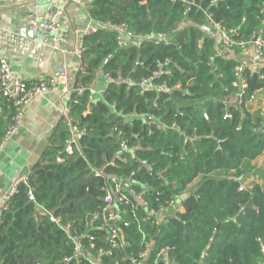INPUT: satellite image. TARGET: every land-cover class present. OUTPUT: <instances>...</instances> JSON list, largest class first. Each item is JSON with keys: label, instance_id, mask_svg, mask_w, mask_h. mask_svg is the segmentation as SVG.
I'll return each instance as SVG.
<instances>
[{"label": "trees", "instance_id": "obj_1", "mask_svg": "<svg viewBox=\"0 0 264 264\" xmlns=\"http://www.w3.org/2000/svg\"><path fill=\"white\" fill-rule=\"evenodd\" d=\"M189 1V10L172 0L92 1V20L123 24L142 40L119 43L120 32L108 26L83 37L85 67L76 82L89 86L100 69L117 83L107 84L102 100L90 101L89 89L72 93L69 114L84 129L82 155L56 162L67 137L58 123L1 215L0 264H78L76 259L64 261L73 255L71 237L108 264L140 252L141 233L153 238L150 260L166 249L170 263L165 264H264V188L252 184L239 189L243 177L236 179L245 171L244 162L264 152V114L247 106L251 96L264 92V63L256 71L240 70L234 59L241 49L237 43L249 44L254 35L264 40V0ZM207 20L236 44L221 52L220 42L215 47L204 31ZM157 35L169 43L149 38ZM237 74L245 87L235 106L230 100L239 92L233 85ZM141 78H151L150 88L138 85ZM226 112L229 118H223ZM133 114H150L163 126L147 125ZM190 135L196 139L185 142ZM122 138L134 146L132 156L120 151ZM89 165L135 181L128 204L118 205L124 249L106 242L99 223L89 221L88 215L101 209L103 185ZM195 179L191 193L188 185ZM145 186L147 207L154 210L186 192L184 211L158 227L149 216L139 229L135 219L144 212L133 204V193Z\"/></svg>", "mask_w": 264, "mask_h": 264}, {"label": "crops", "instance_id": "obj_2", "mask_svg": "<svg viewBox=\"0 0 264 264\" xmlns=\"http://www.w3.org/2000/svg\"><path fill=\"white\" fill-rule=\"evenodd\" d=\"M46 11L56 13L59 25L57 35L65 39L61 42V49L52 48L50 35L41 24L35 32L29 30L30 16L33 14L44 16ZM99 26L109 27L107 22L102 25L92 20L87 6L69 0H28L17 6H0V58L9 63L12 73L25 82H34L38 79L56 77L58 67L63 65L70 76L66 90L58 88L42 93L26 106L21 127L0 151V197L6 193L12 182L25 181L29 169L40 159L48 145V139L58 127V123L60 124L64 105L72 96L79 73L77 53L83 46L84 32L88 28L97 30ZM203 28L205 33L213 38L217 47L220 42L219 31L207 24ZM120 37L119 43L122 44L135 45L139 39L142 40L126 34ZM164 37L169 41L168 37ZM149 38L156 42L158 39L156 36ZM234 59L238 61L240 70L247 68L256 71L264 63L263 57L256 52L252 39L251 43L246 45L244 43ZM108 83L104 72L96 70L88 86L92 99L103 93ZM237 87L240 92L231 99L232 103L236 99L240 101L244 89L239 85ZM247 106L250 111L260 110L264 114V92L257 94ZM263 155L264 152L255 159L243 163L242 168H245V171L241 177L236 178L240 181L243 177L242 187L244 185L248 188L252 184H258L264 188V159L259 160ZM197 182L195 179L188 185L191 193L195 190ZM178 210L184 211L183 205H179ZM149 243L150 250L153 238L149 239Z\"/></svg>", "mask_w": 264, "mask_h": 264}, {"label": "built area", "instance_id": "obj_3", "mask_svg": "<svg viewBox=\"0 0 264 264\" xmlns=\"http://www.w3.org/2000/svg\"><path fill=\"white\" fill-rule=\"evenodd\" d=\"M28 0H0V6H17ZM74 3L85 5L88 7L91 6V0H69ZM172 1H180L184 4L186 10H189L191 2L189 0H172ZM41 24L43 29L50 35L52 40V48L61 49V42H64L65 39L57 35L59 25L56 21V13L52 11H46L44 16H39L37 14H33L30 16L28 20V26L30 32H35L37 27ZM109 27L112 29H118L120 32L117 35L118 42L121 40V35L133 36L130 32L126 31V28L123 24L116 27L113 23H108ZM208 25V20H207ZM212 28H215L219 31L220 36V45L222 48L221 52H225L236 43L231 40L228 36V33L222 29H220L218 24H211ZM95 32L94 29L88 28L84 32V36L90 33ZM157 41H162L164 44H168L169 41L163 35H157ZM254 37V40H253ZM252 37V43L256 47V52L258 55L264 58V40L259 35H254ZM240 47L244 45L243 42L237 43ZM85 51V47L81 46L79 49V53H77V57L79 59V73L77 75L76 80L78 79L80 73L84 70L85 62L83 58V53ZM136 65H142L141 62H136ZM154 74L157 75L155 72ZM109 83H117L116 79H112L109 74L104 73ZM237 80L233 83L234 86L239 85L240 88H244L245 84L240 77L239 74ZM70 80V76L66 68L61 65L58 67L57 76L51 79H38L34 82H25L15 76L10 68L9 63L0 58V151L4 149L9 140L18 132L19 128L22 125V121L24 118V112L26 106L33 101L38 95L56 90L61 88L62 90H66L68 88V82ZM237 84V85H236ZM242 84V85H241ZM138 85L141 88L148 89L151 85V78H141ZM89 89L88 86L79 85L77 82L72 90V93L77 95H81L84 90ZM158 89L167 90L164 85H159ZM240 92V91H239ZM90 101H93L92 97L89 95ZM104 99V95H102ZM240 97V93H238V98ZM254 99L251 96L247 103L251 102ZM70 101V100H69ZM232 102V100H230ZM240 101L238 100V103ZM88 112L86 109L82 114L85 115ZM262 115V112H260ZM135 117H143L144 122L147 125H156L157 128L163 126L155 117L150 114H141L140 116L133 114ZM231 115L226 112L223 118H229ZM140 117V118H141ZM203 118L205 120L208 119V115L206 112L203 113ZM142 119V118H141ZM61 125H63L65 131H67V137L63 142L62 148L57 151L55 160L58 163H64L66 161L65 156L73 153L81 154V149L79 146V139L84 134V129L78 126L75 122V119L72 115L69 114V102H66L63 108L62 117L60 118ZM116 130V134L119 135L121 131ZM196 139L195 135L185 136V142H191ZM120 151L127 153L129 155H133L134 146H128L127 140L122 138L119 142ZM109 165V163H106ZM90 171L93 176L99 177L103 179V185L100 186V190L102 192L101 196V209L99 212H95L91 214L89 217V221L91 223L98 222L99 227L106 232L105 241L110 245L115 247H120V249H124V242L121 239L118 222L122 220V216L119 212L118 205L119 204H128V193L131 191V186L135 183L134 180L129 177H122L117 175H108L103 172V167L95 168L93 165H89ZM25 182V181H23ZM18 182L14 181L10 184L9 189L6 191L4 195L0 197V219L4 210L8 207V204L11 200V197L16 192ZM242 186L239 187L241 189ZM145 191H147V187L144 189L135 191L133 193L135 206H139L143 209L144 216L141 219H135L137 227L140 229V222H146L151 216V223L158 227L162 224L168 223L170 218L173 216L175 211L179 212V205L182 206L183 198L186 192L178 193L173 196L170 200L167 201L166 205L159 208L158 210H154L152 208L147 207V201L145 199ZM55 221V219H53ZM56 222V221H55ZM141 238L143 240V249L138 252L136 255L129 254L122 257L121 261H114L108 264H160V263H170L169 259H164L165 248H162L156 255L153 260H150L148 257V250L150 247L149 240L146 239V236L141 233ZM74 243L73 247V255L64 259V261L70 262L73 259H76V263L78 264H102L99 259H94L91 255H89V251L86 247H84L77 238H72ZM93 246V245H91ZM99 252L102 253L103 250L99 249Z\"/></svg>", "mask_w": 264, "mask_h": 264}, {"label": "rangeland", "instance_id": "obj_4", "mask_svg": "<svg viewBox=\"0 0 264 264\" xmlns=\"http://www.w3.org/2000/svg\"><path fill=\"white\" fill-rule=\"evenodd\" d=\"M102 95H103V93H100V95H98L97 98L93 99V100H102L103 99ZM263 159H264V155L259 158V160H263Z\"/></svg>", "mask_w": 264, "mask_h": 264}, {"label": "water", "instance_id": "obj_5", "mask_svg": "<svg viewBox=\"0 0 264 264\" xmlns=\"http://www.w3.org/2000/svg\"><path fill=\"white\" fill-rule=\"evenodd\" d=\"M253 40H254V37H253ZM237 103H238V100L236 99V101L233 103L235 106L237 105ZM28 193H29V195H30V191L28 190L27 191ZM28 262H31V260L30 261H28ZM160 264H162V263H160Z\"/></svg>", "mask_w": 264, "mask_h": 264}]
</instances>
